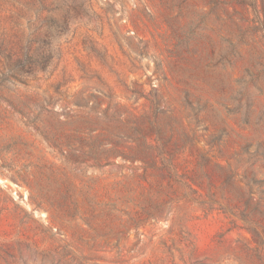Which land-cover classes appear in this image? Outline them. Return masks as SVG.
<instances>
[{
  "label": "rangeland",
  "instance_id": "1",
  "mask_svg": "<svg viewBox=\"0 0 264 264\" xmlns=\"http://www.w3.org/2000/svg\"><path fill=\"white\" fill-rule=\"evenodd\" d=\"M0 264H264V0H0Z\"/></svg>",
  "mask_w": 264,
  "mask_h": 264
}]
</instances>
